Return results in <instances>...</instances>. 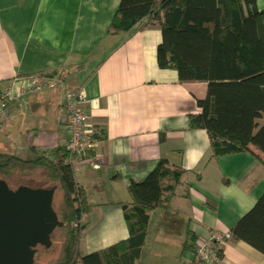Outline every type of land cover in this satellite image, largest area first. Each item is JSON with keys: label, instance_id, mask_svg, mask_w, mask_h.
I'll return each instance as SVG.
<instances>
[{"label": "crops", "instance_id": "obj_1", "mask_svg": "<svg viewBox=\"0 0 264 264\" xmlns=\"http://www.w3.org/2000/svg\"><path fill=\"white\" fill-rule=\"evenodd\" d=\"M119 2L0 0V90L18 91L30 76L53 80L9 104L0 153L51 158L67 141L66 90L82 89L91 157L100 168L79 160L72 167L91 206L79 251L91 254L129 237L121 209L131 202L128 186L163 159L184 173L168 207L150 213L137 264H189L198 242L211 230L229 233L264 193V154L212 157L206 131L188 121L201 112L196 102L207 84L180 83L175 70L158 68L160 27L110 34ZM221 264H264V254L230 239Z\"/></svg>", "mask_w": 264, "mask_h": 264}, {"label": "trees", "instance_id": "obj_2", "mask_svg": "<svg viewBox=\"0 0 264 264\" xmlns=\"http://www.w3.org/2000/svg\"><path fill=\"white\" fill-rule=\"evenodd\" d=\"M257 0H120L109 33L158 26L162 40L157 66L177 72L180 83L204 82L200 113L188 117L190 129L206 131L212 157L264 154V8ZM94 139V136H93ZM66 147L51 158L29 159L0 153V180H42L61 192L57 217L62 247L53 264H137L150 213L166 209L183 170L160 160L141 182L128 186L130 203L121 204L129 237L104 250L82 255L80 240L89 227L91 206L78 188ZM264 254V193L229 232Z\"/></svg>", "mask_w": 264, "mask_h": 264}, {"label": "water", "instance_id": "obj_3", "mask_svg": "<svg viewBox=\"0 0 264 264\" xmlns=\"http://www.w3.org/2000/svg\"><path fill=\"white\" fill-rule=\"evenodd\" d=\"M54 189L12 190L0 180V264H33L36 247H49L61 226L53 210Z\"/></svg>", "mask_w": 264, "mask_h": 264}, {"label": "built area", "instance_id": "obj_4", "mask_svg": "<svg viewBox=\"0 0 264 264\" xmlns=\"http://www.w3.org/2000/svg\"><path fill=\"white\" fill-rule=\"evenodd\" d=\"M53 80H43L30 76L18 91L8 87L0 90V124L6 122L9 104L18 101L23 95L41 90L52 85ZM87 99L82 89H67L65 93L64 117L62 125L67 135L66 150L69 154L67 162L73 167L76 160L87 164L93 169L100 165L91 157L95 141L93 133L87 129L88 114L83 106ZM230 240L229 233L211 230L206 241L198 242L192 253L189 264H221L226 243Z\"/></svg>", "mask_w": 264, "mask_h": 264}, {"label": "rangeland", "instance_id": "obj_5", "mask_svg": "<svg viewBox=\"0 0 264 264\" xmlns=\"http://www.w3.org/2000/svg\"><path fill=\"white\" fill-rule=\"evenodd\" d=\"M8 186L10 189L15 190L20 186H26L32 189H54L53 194V210L57 215L60 201H61V192L57 189V187L50 183L44 182L42 180H31L25 179L20 180L16 177L10 178L8 181ZM50 246L43 247L38 246L36 247V251L33 258V264H53L60 255L61 247H62V237L60 229L56 228L51 236H50Z\"/></svg>", "mask_w": 264, "mask_h": 264}]
</instances>
